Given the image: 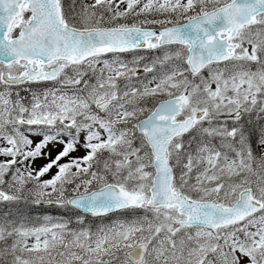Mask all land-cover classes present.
<instances>
[{
    "label": "snow or ice",
    "instance_id": "1",
    "mask_svg": "<svg viewBox=\"0 0 264 264\" xmlns=\"http://www.w3.org/2000/svg\"><path fill=\"white\" fill-rule=\"evenodd\" d=\"M0 142V264H264V0H0Z\"/></svg>",
    "mask_w": 264,
    "mask_h": 264
},
{
    "label": "rangeland",
    "instance_id": "2",
    "mask_svg": "<svg viewBox=\"0 0 264 264\" xmlns=\"http://www.w3.org/2000/svg\"><path fill=\"white\" fill-rule=\"evenodd\" d=\"M124 7H126V5H121V8H124ZM159 18H163V17H159ZM132 19H134V18H131L130 17L129 18V22H131ZM147 55H152V53L147 54ZM124 57L127 58V59H129V60L132 58L131 55L124 56ZM30 99H31V97H30ZM0 146H3L2 145V142H0ZM55 154H56V150H53V152H52L53 157L55 156ZM83 155H85V152H84L83 149H79V150H77V151H75V152L72 153V156H76V157L83 156ZM3 159H5V157L0 156V160H3ZM67 160H68V158H65L64 160L61 161V163H66ZM46 162H47L46 160L40 159V160L37 161L36 167H39V166L43 165ZM55 172H56V169L53 168L52 172L49 175H46L44 177V179L51 178V175H54ZM139 215H142V213L139 210H137V212H135V213H133V212L132 213H126L125 215L119 216L116 219H113L111 221H106V222L98 223L97 225H93L91 227L92 228H95L98 225H102V224H112V223H115L117 221H131L132 219H134L136 216H139ZM12 216L13 217H16V215H14V214ZM34 222H36L39 225V224L44 223V220L42 219V216H37V220L34 221ZM76 227H77V224H74L73 228H76Z\"/></svg>",
    "mask_w": 264,
    "mask_h": 264
},
{
    "label": "trees",
    "instance_id": "3",
    "mask_svg": "<svg viewBox=\"0 0 264 264\" xmlns=\"http://www.w3.org/2000/svg\"><path fill=\"white\" fill-rule=\"evenodd\" d=\"M48 87L49 85L48 84H43V87ZM23 90H21V93L22 94H28L30 91H29V88L28 87H22ZM26 98V102L27 100H30V96H24ZM10 203L6 202L4 205L6 206H14L17 210H22V214H29V213H33V210L31 208V205H26L24 203H14L12 205H9ZM4 209L0 210V213H3ZM2 215V214H0Z\"/></svg>",
    "mask_w": 264,
    "mask_h": 264
}]
</instances>
